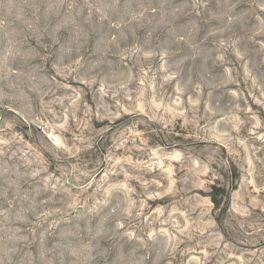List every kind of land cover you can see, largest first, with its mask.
<instances>
[{"label": "rangeland", "instance_id": "obj_1", "mask_svg": "<svg viewBox=\"0 0 264 264\" xmlns=\"http://www.w3.org/2000/svg\"><path fill=\"white\" fill-rule=\"evenodd\" d=\"M0 264H264V0H0Z\"/></svg>", "mask_w": 264, "mask_h": 264}]
</instances>
